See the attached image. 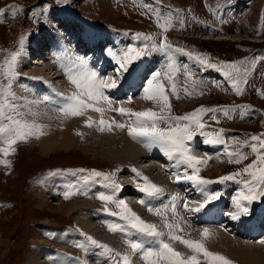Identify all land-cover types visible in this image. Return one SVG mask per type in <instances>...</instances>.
<instances>
[{"label":"rangeland","instance_id":"rangeland-1","mask_svg":"<svg viewBox=\"0 0 264 264\" xmlns=\"http://www.w3.org/2000/svg\"><path fill=\"white\" fill-rule=\"evenodd\" d=\"M225 1L229 0H0V10H3V14L5 13L4 16H0V84L6 88L10 83L11 91L14 85L17 90L16 98L12 101L17 106V112L11 114L20 119L21 115L25 113V100L28 101L25 95V87L32 78L28 79L27 77V80H23L21 75L25 70L27 73L38 70L39 59L36 60L33 52L37 48L38 40L45 36L39 37V35L47 31V28H51V31L48 29V32H54L55 24L65 25L63 29L68 30L67 26L72 23L70 21L61 23V21L64 20V17L70 16V13H77L80 14V17L86 18L83 23H89L93 27L103 29L102 31L105 33L116 35L117 43L123 44L125 49L128 48L126 38L132 39L135 45L142 43L140 49L144 51L143 60L148 59L150 53H160L158 50L164 45L166 37L167 43L190 52L197 59L196 64L198 67H194L195 71L191 72L195 74L201 72L203 76L206 73L214 74V72L234 74L235 85L231 91L212 90V92H195L197 87L191 85V81H193L190 79L191 75L189 74L188 77L187 73L177 74L176 78L173 77V79L179 93V99L172 92L170 79L164 78L163 84L165 88L167 87V95L171 102L170 115L183 116L195 112L201 107L218 109L215 112L209 111L201 115V122L205 125L203 131L211 134L212 137L221 136L224 141L235 147L236 153L243 152L246 157L240 163L226 159L230 161V163H227L226 160L221 158H215V156V159L212 158L210 151L201 150L196 146L195 149H191L193 151L192 154L194 155L196 151L198 154L195 153L194 156L207 161L206 165H198L201 169L199 175L204 179L217 181L222 176L237 172L242 173L244 168L258 159L257 154L251 148L247 151L241 150L242 144H257L256 141L252 140L253 136H259L261 140H264V0H247L249 5H251L249 7L251 10L246 7L242 13L245 14L247 12L248 15L244 18L237 17L238 8L232 12H221V22L214 23L221 30L216 32L207 26L204 28H208L210 32L201 31V26L198 25V28L192 23L191 19L185 25L184 15H181L185 13V10H181V12L177 10V8L189 9L191 11V14H189L190 18L193 15L212 23V9L222 6ZM213 14L216 15V18L219 16L217 13ZM233 18L236 19L235 22ZM89 19L102 22L103 24H95ZM223 19H227V21L223 22ZM166 23L167 31L163 27ZM106 24L118 30H124L127 33L125 35L126 38L114 32H107L105 29ZM80 28L85 29L83 26H80ZM137 33L141 35L137 37ZM145 37H148V39H145ZM218 38H227V40L218 41L216 40ZM206 39H211L212 41ZM33 42L34 45H31ZM42 42L45 43L44 40ZM149 47L152 48L148 49ZM124 48L122 47V50ZM13 53L16 54L14 68L11 69L15 73L14 78L9 77L10 69L6 66L12 62L11 54ZM180 54L178 56L180 59L182 58L181 64L187 68L189 63L186 62L184 64V57L182 54L180 56ZM25 57H28L33 63L29 61L30 63L27 64L28 58L26 60ZM163 57V54H161L160 60ZM143 60L142 62H144ZM138 61H134L131 66L133 67ZM142 62L140 63L141 65ZM174 64H178L177 61H173ZM209 65H215V67H209ZM229 65H235V67H229ZM132 67L129 69V74L134 71V67ZM108 68V70L115 69L110 70V73L116 72L117 65L112 63ZM216 68L218 70H215ZM107 69L104 72H107ZM127 74L125 73L118 83L124 82L127 84L130 79ZM29 77L35 76L29 75ZM146 81L144 78L141 87L146 85ZM237 88L240 89L239 92ZM136 92L137 95L129 92V90L127 93L123 92L122 100H134L138 98L142 90H137ZM151 106L150 109L156 111H159L161 107L156 102ZM225 109L228 110L227 115L225 114ZM93 113L94 116L91 118L93 121H99L101 118L109 122L113 120V115L110 112L103 113V116L96 111ZM243 113H253L255 117L250 118L251 114L248 116L249 118H246L245 115L242 117ZM165 114L167 115L168 113ZM246 120L247 122H245ZM159 126L161 128L169 127L168 124L164 123ZM83 127L85 131L78 128L74 132L77 136L72 135L73 138H77L76 143L79 147L74 146L71 151L58 150L56 153L41 154L39 148L28 147L25 140H22L14 145L13 154L5 156L0 152V264H29L31 254H34L35 258L38 259L35 264H46L47 262L49 264H75V262H71L72 260L85 264H112L109 253L100 247L92 245L87 238L81 239V234L77 233L81 232V228L85 226V221L80 218L79 214L86 211L81 210L76 213L67 209L79 201H87L88 204H83L80 207L89 210H100V208L104 207L109 213H119L121 209L113 203H106L98 198V195L103 193L101 188H95L96 185H83L84 182L82 180L89 179L87 174L83 172L79 173L82 183L64 180L66 179L65 177H68L67 175H71L70 173L66 175L63 173V179L60 180V184L56 187H52V183L48 182L51 176L48 177L47 175L54 173V170L65 167L74 168L75 170H89L92 173L109 174L115 172L118 174L117 178L121 180V183H123L124 177L126 178L127 175L134 174L137 171H132V169L125 171L127 170L125 169L124 173L123 171L121 172L120 169L123 166L116 160L124 159L119 158V153L116 152V149L120 147V144L116 142L105 145L104 148L107 152L96 153L94 150L97 146L95 140L97 137H101L105 130H100L99 133H96L93 126L90 127L93 131H90L86 124ZM63 130L65 129L58 128L57 132L61 134ZM196 131L197 135H199L201 130ZM228 131H235L237 135L230 138L226 134ZM63 136L61 135L60 138ZM45 139L47 138H42V140ZM141 145H144V143H141ZM2 147H5V145L0 143V148ZM152 147L158 148L156 146ZM108 148L112 149V151H108ZM261 152L264 153V149H261ZM153 156L161 157L158 152H155ZM136 157L138 160L136 161L140 165H147L143 159H140V154ZM163 157L168 162L166 155ZM4 160H8L10 164L5 165L3 163ZM166 162L165 165H167ZM215 162H220L221 164L216 165ZM153 164L160 165L161 162L157 163L154 161ZM218 165L223 167L215 170L214 167H218ZM122 173L124 176H122ZM136 176L135 173L129 178L131 182L130 189H132V185L138 188V183L140 182H142L140 186H144L143 177ZM77 177L80 179L79 176ZM236 178H241L242 181H245V178L246 180L250 179L246 173ZM99 183L101 186H107L105 182L99 181ZM225 184L229 183L226 182ZM225 184L216 183L214 185L218 189L219 186ZM70 185H73V187ZM229 186L231 185L229 184ZM124 187L121 185L120 195H118L120 197L115 194L114 196L115 199H122L126 203L125 197L127 195L124 193L125 191L128 192V189ZM137 188H134L136 189L134 190L135 193L131 191V195L127 199L134 200L137 197L143 200L140 198V193H136L139 191ZM47 189H51V192ZM239 189L240 186L236 188L232 186V199L240 191ZM43 191L46 192V198L42 201L39 195ZM69 193H71L70 196L68 195ZM85 193L88 195L85 196ZM263 199L255 201V204L260 205ZM57 203H60L61 206H57ZM145 203H141L144 208L148 206ZM127 205L129 206V204ZM116 218L121 220L118 217ZM247 218H250V216ZM156 219L154 218L152 224L161 227V223ZM64 225L72 228H63V231L59 234L58 229ZM95 231L96 229L88 230L86 228V232L89 234L84 236L91 237L100 245H105L98 241L100 238L94 235ZM110 234L112 235V232ZM122 235L125 236L123 232ZM138 236L139 238L142 237L141 234ZM142 240L146 244L149 242V239L144 236ZM206 243L208 248V243L213 242ZM127 246L129 247V244L125 243L124 247ZM92 247L95 249H91ZM108 248L112 250L110 246ZM222 250L223 248H220V251ZM119 251L115 253L121 254V251ZM127 254L131 255L132 251L127 252ZM200 259L204 261L203 256ZM233 264L241 263H234L233 261Z\"/></svg>","mask_w":264,"mask_h":264},{"label":"bare ground","instance_id":"bare-ground-1","mask_svg":"<svg viewBox=\"0 0 264 264\" xmlns=\"http://www.w3.org/2000/svg\"><path fill=\"white\" fill-rule=\"evenodd\" d=\"M242 15L244 18L248 14L246 12L245 14L242 13ZM54 26L56 27L52 33L48 32L49 30L51 31V28H47L44 38L38 40L37 48L33 52V56H35L36 60L39 59V64L37 65L38 70H35L32 73H27L25 70L22 75L20 74L23 80H27V77L30 79L31 77H29V75L39 77L37 78L38 80H33V78L30 79L28 81V85L25 87V95L28 101L25 100V113L21 115L20 120L42 126V135H39L38 138L36 135H33L25 140V143L27 144L26 146L39 148L41 154L56 153L58 150L71 151L74 146L79 147L76 143L77 138H73L72 135L78 128L85 131L83 126H85V124L87 125L86 122L89 117L93 118L94 116V111L92 110H88L80 116L64 115L60 111L62 98L78 91L69 78L71 73L78 70L76 66L80 63V61H84L90 69L98 72L101 76L114 77L117 73H110V70L115 69L108 70L110 64L113 63L116 65V62L110 53L120 54L123 51L122 47L124 48L123 44L117 43L116 35L105 33L102 31L103 29L93 27L91 24L89 25V23L79 22L76 25L71 24L67 26L68 30L63 29L65 25L55 24ZM80 26L85 27V29H81ZM43 40L46 44L42 42ZM216 40L222 41L227 40V38H218ZM161 54L162 53H150V57L143 60L144 62H142V65L140 64L137 67V70L133 72L134 74L132 76L131 73L130 75L129 73L127 74L128 78L130 77L127 84L119 82L118 88L106 91V95H108L112 100L111 108L118 109L122 106L124 108L132 109L133 111H145L152 107L151 105L155 101H149L143 98V88L146 87V85L141 87L143 79L145 78L148 80L155 72L159 71L161 73L160 79L163 81L164 78H166L165 73L169 72V64L173 65V61H177V63L180 64L182 60V58L180 59L178 56L179 53L173 48L169 49L167 53H165L162 60H160ZM27 58L28 57H25L26 60ZM29 61L30 60L28 58V62L26 63L29 64L31 62ZM31 63H33V61ZM106 69L107 72H104ZM108 73L110 74L107 75ZM128 90H142V93H140L138 98L134 100L124 101L122 100V93H127ZM12 91L14 94L17 93L15 85L13 86ZM98 107L104 108L106 113L110 112V114L113 115V120L111 121L114 122V124L110 130L105 128L101 137L96 138L95 144L97 146L95 145V152L98 154L107 152L104 148L105 145L114 144L113 142L120 144V147L116 149V152L119 153V158L124 160H120L118 158L119 160L116 161L122 166L125 165L124 167H127V170L125 171H129V169H132V171L137 170L142 174V177H147L148 182H151L163 189V192L159 196H148L145 193L137 191L136 193H140V198L146 201L145 204L148 205L144 208L142 207L141 200L139 198L135 197L134 200H130L129 198L127 199V197L131 195V191L134 192V190H136L134 188H137V186L132 185V189H130L131 182L129 178H131L134 174L132 173L127 175L126 178L124 177V188L128 189V192L125 191L124 193L127 196L124 197L126 203L129 204L133 212L149 224H152L154 218H157L156 220H158L162 226L156 227L158 231L165 233V242L170 243L176 251L182 253L185 257L191 256L193 253L182 243L168 239L167 233L169 230L165 227L166 223L174 225L179 224L183 228V231L178 232L177 234L183 236L185 239L192 240H201V233L205 228H207L211 233V236L204 241L205 245H207L206 242H213L208 243L209 245L207 249L209 251L226 256L229 260L234 261V263L264 264V243H261V241H264V207L257 212L251 209L249 215L250 218H247L248 216H241L239 219H232L231 214L235 211L233 203L234 198L232 199L231 194L232 186L225 184L219 186L217 189L215 188L216 185H214L216 183H213L204 186L206 192L208 194H218L220 199L212 201L211 204L199 213H189L185 210L184 204L187 202L190 208L196 207L199 203L203 202L204 197L191 182L183 180L185 171H187L189 175L192 174V172L189 171V167L187 169V164L180 163L174 157H169L159 148L147 147L145 143L144 145H141L143 142L133 139V137L129 135V127L131 126L130 120L121 115L118 111L110 110L109 105L106 102H101ZM132 119L135 118L133 117ZM95 121L96 123L93 124V127L94 130H96V133H99L101 130V126L99 125L100 120ZM116 124H124L126 126L124 128H120L116 127ZM58 128L65 130H63L60 134L57 132ZM89 130L93 131L90 127ZM61 135L64 136L60 138ZM42 138L47 139L42 140ZM108 151H112V149L108 148ZM87 152L85 153L87 154ZM155 152L160 153L161 157H154L153 155ZM195 153L197 152L195 151ZM138 154H140V159H143L147 165L143 164L142 166L139 162H137L138 160L136 159V156ZM162 154L166 155V160H168V162L165 161V158L163 157L164 155ZM154 161L157 163L161 162V164H153ZM165 162L167 165H165ZM217 164L221 163L217 162L216 165ZM221 167L223 166L218 165V167L214 168L215 170H219ZM70 174L71 175H67L68 177H65L66 179L64 180L67 182L72 181L73 183H82V181L78 179L77 175L72 173ZM177 175L181 177L179 182H177ZM122 176H124L123 173ZM61 179H63V173L51 176L48 179V182L52 183V187H56L60 184ZM140 183H138V188L141 187ZM97 184H100L99 181L93 180L92 182H84L83 185H96L95 188L102 189L101 192L103 191V193L101 194L114 195L113 192L109 190L108 186L104 187L101 186V184ZM47 190L51 192V189ZM45 193L46 192L43 191L41 192V195H39L42 201L46 198ZM173 197H178V199L173 201ZM83 204H88V202L79 201L67 209L70 212L75 211L76 213L81 210L86 211L84 213L80 212L81 214H79L80 218L85 221V226L84 228H81V232L78 230V234H81L82 236L89 234L86 232V228L88 230L96 229L97 232L95 231L94 235L100 238L98 241L110 246L114 253L120 250L121 254L125 255L127 252L132 251V249L128 246L124 247V244H129V241L139 238L138 235L140 233L130 228H127L125 231L116 230L113 232V230H111L113 226L124 225L125 222L117 219L115 216H109L100 210L81 208L80 206ZM173 204H175L176 215H174L175 213H173L172 210ZM59 205L61 206L60 203H57V206ZM157 212L160 214L157 215ZM61 232L62 231H59V234H61ZM110 232H112V235ZM119 232H121V234H119ZM122 232L125 236L122 235ZM141 236L143 237L142 234ZM142 237L139 239L142 240ZM220 248H223V250L220 251ZM91 249L95 248L92 247ZM131 255L132 261L135 259L132 264H146V262L141 258V253H132ZM37 260L38 259L35 258V255L31 254L29 264H35ZM46 264H49V262Z\"/></svg>","mask_w":264,"mask_h":264},{"label":"snow or ice","instance_id":"snow-or-ice-1","mask_svg":"<svg viewBox=\"0 0 264 264\" xmlns=\"http://www.w3.org/2000/svg\"><path fill=\"white\" fill-rule=\"evenodd\" d=\"M15 7V6H12ZM3 15V10H0V16ZM164 30L167 31V23L163 25ZM137 37L141 34L137 33ZM148 39V37H145ZM171 48V45L167 43L165 37V43L162 46V50L167 51ZM177 51H182L178 49ZM112 58L118 65L116 69L117 75L112 76H101L98 72L90 69L84 61L76 66L77 71L71 73L69 78L71 82L78 89L77 92L65 96L62 98L60 104V111L64 115L80 116L86 111L92 110L101 113L105 112V109L98 107L101 102H106L109 105V109L112 111H118L121 115L125 116L131 121L129 127V135L133 139L140 140L145 143L147 147L156 146L161 149L169 157L176 158L180 163H186L189 168L193 170L191 175L185 171L183 180L191 182L195 188L203 195L204 199L198 206L190 208L188 203L184 204V208L189 213H199L203 211L212 201L218 200L220 197L218 194H208L204 186L216 183L202 178L199 175L200 168L198 165H206V160L198 159L196 156L190 154V149L187 142L192 141L197 135L196 130H201L200 134L208 137L206 140L210 144H223L225 141L221 136L212 137L211 134L203 131L205 125L201 122V115L212 111L215 112L218 109H205L203 107L197 109L195 112L185 114L183 116H172L171 113V102L167 95V90L164 87L163 81L160 79L161 73L155 72L150 79L146 81V87L143 88V98L145 100L155 101L160 104L159 111H153L147 109L145 111H133L129 108L120 107L118 109L111 108L112 100L106 95L107 90H113L118 88V81L121 80L125 73L129 72L130 66L134 61L139 60L143 55L142 49L136 47H130L123 50L120 54L110 53ZM12 62L6 66L10 69L9 77L15 76L14 68L16 54L13 53ZM209 67H215V65H209ZM229 67H235V65H229ZM169 72L165 73V77L172 80V73L178 72L179 69L174 65L169 64ZM239 92L240 89L237 88ZM172 92L179 99V93L177 92L175 81L172 83ZM15 94L11 91V84L5 88L0 84V143H3L5 147L0 148L5 156L13 154L14 145L22 140H27L30 136L42 135L41 125L35 123H28L17 119L15 115L11 113L17 112V106L12 102L15 100ZM227 115L228 110L225 109ZM165 113H168L167 115ZM135 119H132V118ZM7 121V123H5ZM88 127L93 126L95 121L89 117L86 122ZM168 124V128H161L160 124ZM114 122L105 121L103 118L100 119L99 125L101 130L108 128L109 130L113 126ZM174 125V126H172ZM116 127L124 128V124H116ZM253 141L257 144H246V147H250L253 152L257 154V161L243 169L242 173L237 172L228 176L220 177V183L226 180H235L236 177L246 173L250 179L241 181L243 188L234 197L233 203L235 211L231 214L232 219H239L241 216L250 214L251 205L254 201L264 198V153L261 149H264V140H261L259 136H253ZM230 161L234 160L236 163H240L246 157L243 152L238 153H227ZM5 165H9L8 160H4ZM95 176H101L102 173L94 172ZM137 176H142L141 173H136ZM145 181L144 186L139 188V191L145 193L148 196H159L163 189L159 188L155 184L147 181V177H143ZM181 180V177L177 175V182ZM117 188L119 186H116ZM69 196L71 193L68 194ZM106 203H113L121 209L119 213H110L113 216H119L121 220L125 222L124 225H115L111 230L125 231L127 228L136 230L146 238H150L146 244L144 240L139 238L129 241V247L132 249V253H141V258L146 264H233V261L227 257L211 252L205 245L211 233L207 228L201 233V240L185 239L183 236L178 235V232H182L183 228L179 224L166 223L168 228L167 237L170 240L177 241L185 245L191 250L193 255L185 257L182 253L176 251L170 243L165 242V233L157 230L156 225L146 223L142 220L131 208L122 200L115 199L114 195L101 194L99 197ZM178 197H173V201H176ZM141 203H145L141 200ZM107 211V209H105ZM151 210V209H150ZM173 213H175V204L172 206ZM157 215L160 213L157 212ZM91 243L97 247L104 249L109 253V258L112 264H132V255H121L120 253H114L107 245H100L92 239L87 238ZM264 243V241H261ZM204 257V261H201L200 257ZM119 258V259H117Z\"/></svg>","mask_w":264,"mask_h":264}]
</instances>
